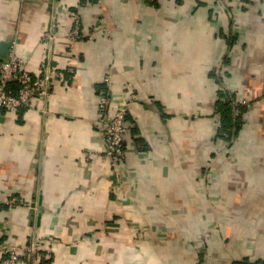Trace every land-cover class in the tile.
Returning a JSON list of instances; mask_svg holds the SVG:
<instances>
[{
  "label": "crops",
  "instance_id": "crops-1",
  "mask_svg": "<svg viewBox=\"0 0 264 264\" xmlns=\"http://www.w3.org/2000/svg\"><path fill=\"white\" fill-rule=\"evenodd\" d=\"M14 41L52 75L0 118V259L264 264V0H0V61ZM224 85L247 103L229 134ZM102 94L129 103L118 167Z\"/></svg>",
  "mask_w": 264,
  "mask_h": 264
},
{
  "label": "built area",
  "instance_id": "built-area-1",
  "mask_svg": "<svg viewBox=\"0 0 264 264\" xmlns=\"http://www.w3.org/2000/svg\"><path fill=\"white\" fill-rule=\"evenodd\" d=\"M52 33L47 31L44 38H51ZM80 36L79 22L76 23L72 31L71 38ZM51 73H43L33 76L28 68L27 62L17 51V43H12L10 56L8 59L0 61V118L4 110L19 109L30 105L37 97H45L49 94L51 84ZM17 84V85H16ZM226 86H223L224 91ZM231 96L233 93L228 91ZM236 106L241 105L236 100ZM247 104L246 101L243 105ZM99 117L98 122L105 137L106 153L110 156L114 167H118L126 157V136L129 133L127 115L129 103H122L115 111L110 108V97L102 94L99 97ZM239 113V109H236ZM35 250V246L19 248L18 246H3L1 252L4 255L0 259V264H21L26 255Z\"/></svg>",
  "mask_w": 264,
  "mask_h": 264
},
{
  "label": "trees",
  "instance_id": "trees-1",
  "mask_svg": "<svg viewBox=\"0 0 264 264\" xmlns=\"http://www.w3.org/2000/svg\"><path fill=\"white\" fill-rule=\"evenodd\" d=\"M17 85V84H16ZM220 95V100L217 103V110L220 114V120L222 125L220 126V133H231L233 128H238L240 122L241 114L236 113V109L239 111L244 109L243 104L236 106L234 94L231 96L228 91L222 90ZM242 113V112H241ZM239 114V115H238ZM126 148V144H125Z\"/></svg>",
  "mask_w": 264,
  "mask_h": 264
},
{
  "label": "rangeland",
  "instance_id": "rangeland-1",
  "mask_svg": "<svg viewBox=\"0 0 264 264\" xmlns=\"http://www.w3.org/2000/svg\"><path fill=\"white\" fill-rule=\"evenodd\" d=\"M208 188H210V187H208ZM201 193H202L201 195H203V197H204V194H205V193H204V191H203V192H201ZM207 193H209V192H207Z\"/></svg>",
  "mask_w": 264,
  "mask_h": 264
}]
</instances>
